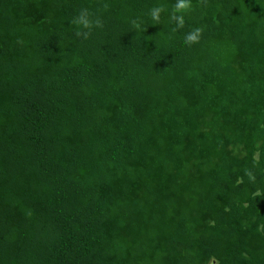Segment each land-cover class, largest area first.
<instances>
[{
    "label": "trees",
    "instance_id": "16d2710c",
    "mask_svg": "<svg viewBox=\"0 0 264 264\" xmlns=\"http://www.w3.org/2000/svg\"><path fill=\"white\" fill-rule=\"evenodd\" d=\"M185 2L0 0V264H264V0Z\"/></svg>",
    "mask_w": 264,
    "mask_h": 264
},
{
    "label": "clouds",
    "instance_id": "9594fccd",
    "mask_svg": "<svg viewBox=\"0 0 264 264\" xmlns=\"http://www.w3.org/2000/svg\"><path fill=\"white\" fill-rule=\"evenodd\" d=\"M176 7H177L178 9H183L184 7H186V2H185V0H178V3H177V5H176ZM157 11H158V10H154V11L152 12V16H153L154 19L156 18ZM177 20H178L179 22H182V21L180 20V17H177ZM84 23L86 24L87 22L84 21ZM199 31H200L199 29H196V30H194L193 32L187 34L186 37H185L186 41H189V42L196 41V40L198 39Z\"/></svg>",
    "mask_w": 264,
    "mask_h": 264
}]
</instances>
